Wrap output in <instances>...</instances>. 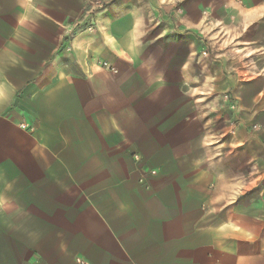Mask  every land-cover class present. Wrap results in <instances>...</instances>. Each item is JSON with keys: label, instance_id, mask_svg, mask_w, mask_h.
Returning <instances> with one entry per match:
<instances>
[{"label": "crops", "instance_id": "obj_1", "mask_svg": "<svg viewBox=\"0 0 264 264\" xmlns=\"http://www.w3.org/2000/svg\"><path fill=\"white\" fill-rule=\"evenodd\" d=\"M88 1L0 0V264H264V0Z\"/></svg>", "mask_w": 264, "mask_h": 264}, {"label": "built area", "instance_id": "obj_2", "mask_svg": "<svg viewBox=\"0 0 264 264\" xmlns=\"http://www.w3.org/2000/svg\"><path fill=\"white\" fill-rule=\"evenodd\" d=\"M240 2L241 0H237ZM105 7L103 0H90L86 4L85 11L82 18L78 21L76 26V32H94L98 28V13ZM67 51H71V47L67 48ZM103 66L108 68V63L104 62ZM22 129H26V125L20 126ZM155 174V172H152Z\"/></svg>", "mask_w": 264, "mask_h": 264}, {"label": "rangeland", "instance_id": "obj_3", "mask_svg": "<svg viewBox=\"0 0 264 264\" xmlns=\"http://www.w3.org/2000/svg\"><path fill=\"white\" fill-rule=\"evenodd\" d=\"M9 231V230H8Z\"/></svg>", "mask_w": 264, "mask_h": 264}]
</instances>
